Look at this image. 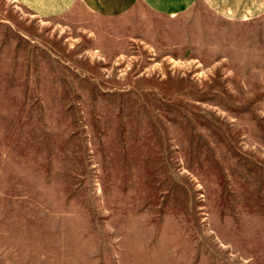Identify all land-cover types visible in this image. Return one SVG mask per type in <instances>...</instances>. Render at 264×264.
I'll return each instance as SVG.
<instances>
[{"label":"rangeland","instance_id":"374dc122","mask_svg":"<svg viewBox=\"0 0 264 264\" xmlns=\"http://www.w3.org/2000/svg\"><path fill=\"white\" fill-rule=\"evenodd\" d=\"M210 1L0 0V264H264V0Z\"/></svg>","mask_w":264,"mask_h":264},{"label":"crops","instance_id":"0c3cea01","mask_svg":"<svg viewBox=\"0 0 264 264\" xmlns=\"http://www.w3.org/2000/svg\"><path fill=\"white\" fill-rule=\"evenodd\" d=\"M20 3H23L27 0H16ZM32 10L37 13L43 14H53L67 10L74 0H31ZM88 1L90 4L94 5L96 8H92L95 12H100L103 7H112L109 9L110 13L121 12L122 9L118 8V3H125L129 0H83ZM191 0H144L149 6L165 14H178L185 10L187 3ZM211 2L210 0H208ZM244 0H230L229 3H226V7H230L231 4L240 5L246 4ZM251 6V5H250ZM100 7V8H99ZM231 8V7H230ZM253 9V8H252Z\"/></svg>","mask_w":264,"mask_h":264}]
</instances>
